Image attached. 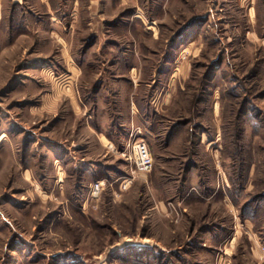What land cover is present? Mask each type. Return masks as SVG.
Instances as JSON below:
<instances>
[{
    "label": "rangeland",
    "instance_id": "1",
    "mask_svg": "<svg viewBox=\"0 0 264 264\" xmlns=\"http://www.w3.org/2000/svg\"><path fill=\"white\" fill-rule=\"evenodd\" d=\"M0 264H264V0H0Z\"/></svg>",
    "mask_w": 264,
    "mask_h": 264
},
{
    "label": "built area",
    "instance_id": "2",
    "mask_svg": "<svg viewBox=\"0 0 264 264\" xmlns=\"http://www.w3.org/2000/svg\"><path fill=\"white\" fill-rule=\"evenodd\" d=\"M131 150L135 167L140 171H149L152 167V158L146 143L143 140H136L132 145Z\"/></svg>",
    "mask_w": 264,
    "mask_h": 264
},
{
    "label": "bare ground",
    "instance_id": "3",
    "mask_svg": "<svg viewBox=\"0 0 264 264\" xmlns=\"http://www.w3.org/2000/svg\"><path fill=\"white\" fill-rule=\"evenodd\" d=\"M95 192V191H94ZM128 240V239H127Z\"/></svg>",
    "mask_w": 264,
    "mask_h": 264
}]
</instances>
